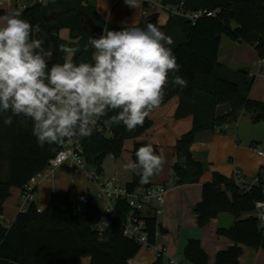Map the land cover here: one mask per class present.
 <instances>
[{
	"label": "trees",
	"instance_id": "1",
	"mask_svg": "<svg viewBox=\"0 0 264 264\" xmlns=\"http://www.w3.org/2000/svg\"><path fill=\"white\" fill-rule=\"evenodd\" d=\"M95 1L57 0L19 10L22 18L32 25V39L42 41L44 50L52 53L49 66L64 62L66 55L60 51L61 45L80 49L70 60L90 63L93 55L88 45L90 37L129 26L107 23L97 12ZM154 1L184 13L216 12L214 16L202 15L192 20L170 10L169 20L164 25L158 23L157 14L145 16L134 25L143 28L148 23L155 24L173 40L170 47L182 66L175 75L186 79L187 87L169 84L160 106L177 97L174 118L193 117L191 129L175 143L172 172L177 185L196 183L204 172V165L193 158L191 145L200 135L214 133L223 124L236 122L243 112L251 113L252 117L259 113L264 120V103L249 97L253 88L249 71L245 68L234 70L218 60L222 36L249 44L258 58L264 60V0ZM143 2L144 8H148L149 2ZM5 14L6 10L0 9V16ZM62 28H68L70 39L60 37ZM222 104H227L230 110L218 115L217 107ZM6 116H12L11 125L3 123ZM150 117L134 131L111 124L108 117L99 119L101 130L94 129L92 136L83 138L86 162L96 165L101 174L104 159L108 155H122L127 151L128 140L132 144L131 159H135L136 149L149 142L160 154L157 144L141 138L154 126ZM57 150V144L39 146L32 135L31 121L22 115L6 112L0 116V215L11 195V187L23 192L32 178L47 168ZM4 164L7 173L1 176ZM151 182L141 185L132 173L127 186L133 190L139 186L149 187ZM263 189L261 178L248 189H241L233 177L217 171L213 172L211 181L203 184V200L195 206L197 224L204 227L221 212H229L234 217L231 227L218 228V234L232 240L234 245L218 251L215 264H240V244L251 249L264 248V230L259 219L251 215L255 203L263 199ZM70 196V192H53L44 210L39 211L31 201L25 211L18 212L10 226L0 222V264H74L86 256L90 257V264H131L130 259L139 252L141 245L123 235L124 222L131 211L128 203L123 199L117 202L115 211L108 215L109 226L100 235L95 229L102 213L97 200L90 197L83 210ZM145 221L149 240L155 244L157 216L148 211ZM185 247V261L209 264L208 254L199 240L190 238ZM152 264H162L161 256Z\"/></svg>",
	"mask_w": 264,
	"mask_h": 264
},
{
	"label": "clouds",
	"instance_id": "2",
	"mask_svg": "<svg viewBox=\"0 0 264 264\" xmlns=\"http://www.w3.org/2000/svg\"><path fill=\"white\" fill-rule=\"evenodd\" d=\"M124 2L138 6V0ZM42 43L32 39V25L19 10L0 16V116L11 112L30 120L41 147L90 137L103 117L134 131L160 107L169 84L187 87V80L175 75L182 66L170 47L173 40L152 23L90 37V63L65 58L49 66L52 53ZM60 51L73 57L80 49L61 45ZM3 123L11 125L12 116ZM134 155L124 168L141 185L162 171L165 158L152 143Z\"/></svg>",
	"mask_w": 264,
	"mask_h": 264
},
{
	"label": "crops",
	"instance_id": "3",
	"mask_svg": "<svg viewBox=\"0 0 264 264\" xmlns=\"http://www.w3.org/2000/svg\"><path fill=\"white\" fill-rule=\"evenodd\" d=\"M144 0H138L137 7H129L127 4L114 3V0H96V10L104 17L107 23L113 25H137L143 17L157 14L160 25L169 20L170 10L163 7L160 2H153L148 8H144ZM147 14V15H146ZM63 31L65 34L63 35ZM67 31V32H66ZM60 36L67 37L68 28H62ZM218 60L237 70L245 68L253 79V85L249 97L264 103V60L258 58L255 49L247 43H238L227 36H222ZM71 59V57H66ZM178 105V98L174 97L166 104L152 111L149 116L154 121V126L145 132L141 138H147L159 146L160 154L165 158L162 171L153 179L152 186H164L166 188L165 201L160 207L161 213L157 215L158 226L156 230L155 246L165 247L161 256L162 264H170V258L183 259V251L188 239L194 238L200 241L201 247L208 254L209 264H215L218 251L227 249L234 242L225 236L219 235L218 228H229L234 223V217L229 212H221L218 217L200 227L197 224L195 206L202 199V186L212 180L213 172H220L227 177H233L234 170L242 172L244 187L249 188L256 184L264 170V152L257 142L247 144L242 142L234 130H230V124L225 126L226 132L217 128L214 133H204L191 145V153L195 160L204 165V172L196 183L177 185L172 172V164L175 157V143L185 132L191 129L193 117L175 119L174 114ZM220 106V105H219ZM218 106V107H219ZM217 107V108H218ZM230 110L224 108L223 113ZM218 115L219 114L217 111ZM252 114L243 112L241 119ZM261 118L258 120V122ZM230 130V131H229ZM132 144L127 147V151ZM263 154H259L258 151ZM115 158V157H114ZM7 173V165H3L1 176ZM102 173V172H101ZM117 173V172H115ZM70 174V178L65 177ZM86 171L79 168L73 162H66L56 170L44 169L36 175L29 184L33 186L34 195L32 202L44 210L50 200L51 194L56 191L69 192L72 187L74 193L70 194L71 200L79 207L87 205L90 197L95 198V189L89 184ZM129 182V181H128ZM127 183V182H126ZM58 186H60L58 188ZM22 190L11 187V195L4 203L3 220L13 222L21 210ZM242 255L240 264H264V248L251 249L240 244ZM155 248H140L139 252L130 259L131 264H152L158 260ZM74 264H90V257H81ZM185 264H190L185 261Z\"/></svg>",
	"mask_w": 264,
	"mask_h": 264
},
{
	"label": "built area",
	"instance_id": "4",
	"mask_svg": "<svg viewBox=\"0 0 264 264\" xmlns=\"http://www.w3.org/2000/svg\"><path fill=\"white\" fill-rule=\"evenodd\" d=\"M57 0H0V9L3 10H24L29 7L36 5H44L47 2H54ZM122 1L124 4V0ZM146 1V0H145ZM149 5L154 0H147ZM169 9V8H168ZM169 10L183 14L192 20L197 19L202 15L214 16L215 11L199 10L195 13H184L178 8H170ZM94 129L101 130V126L97 123L95 124ZM259 154H263L262 151H258ZM66 162H73L79 168H85L86 162L84 156V146L83 138L73 137L70 141L66 140L64 144L58 145V150L56 154L49 159L47 168L49 170H56L60 168ZM87 178L89 179V184L95 189V199L97 200L98 205L101 208V218L97 223L95 229L98 234L102 235L106 228L109 226L108 215L115 211L116 204L119 200H125L131 208L129 215L127 216L124 226H123V235L130 240H133L145 247H154L158 257L162 256L166 248H158L152 244L149 240V233L146 229L145 216L148 214V211L153 212L156 216L161 213L162 209L160 208L165 201L166 188L164 186H139L133 190H130L127 186V183L122 182L118 177V173L113 174L112 176L102 178V175L97 171H87ZM242 172L240 170H234L233 179L235 183L240 186L241 189H248L242 184ZM75 188L70 189V194L74 193ZM22 211H25L27 207H24L25 204H29L33 197V186L28 184L25 187V190L22 192ZM85 210V207L82 208ZM39 211H42L38 208ZM252 216H255L259 219L260 224L264 230V189H263V199L255 203V209L251 213ZM0 218L3 220V215H0ZM2 224L10 226V222L3 221ZM170 264H185V260H179L176 257L170 258Z\"/></svg>",
	"mask_w": 264,
	"mask_h": 264
},
{
	"label": "rangeland",
	"instance_id": "5",
	"mask_svg": "<svg viewBox=\"0 0 264 264\" xmlns=\"http://www.w3.org/2000/svg\"><path fill=\"white\" fill-rule=\"evenodd\" d=\"M118 2V0H114V3ZM119 4H124L122 1H120ZM12 10L6 11V14L11 12ZM147 15V14H146ZM67 32V31H66ZM65 34V31H63V35ZM63 39H66L62 36H60ZM67 37H70V32L68 30ZM70 39V38H69ZM68 40V39H66ZM228 107L227 104H222L217 108V111L219 114H224L223 110L224 108ZM241 115L238 118L236 122H232L230 124V130L236 131V133L239 135V138L242 142L247 141V144H251V142H257L260 146L261 150L264 152V120L261 119L259 122H253V119L249 117L248 114H246L243 119H241ZM226 124H223L221 126L222 132H226L225 130ZM229 130V131H230ZM131 144V140L126 141V146L129 148V145ZM130 153L129 151H125L122 155L115 157L113 155H108L102 164V178H106L109 176H112L115 174V172L118 173V177L123 180L122 182L126 183L131 180L132 172L128 171L124 168V165L128 162L130 159ZM84 170L87 171H97V166L92 164H86ZM65 177L67 179L70 178V174H67ZM60 186H58L59 188ZM29 204H25L24 207H28ZM141 248H146L145 246H142ZM153 248V247H149Z\"/></svg>",
	"mask_w": 264,
	"mask_h": 264
},
{
	"label": "water",
	"instance_id": "6",
	"mask_svg": "<svg viewBox=\"0 0 264 264\" xmlns=\"http://www.w3.org/2000/svg\"><path fill=\"white\" fill-rule=\"evenodd\" d=\"M92 62V61H91ZM260 114L257 113L254 118H253V122H257L259 119H260ZM261 177H262V180L264 181V170L261 172Z\"/></svg>",
	"mask_w": 264,
	"mask_h": 264
}]
</instances>
